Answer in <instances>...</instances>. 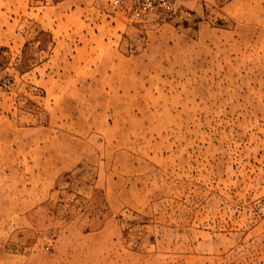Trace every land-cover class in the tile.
<instances>
[{"label":"rangeland","instance_id":"rangeland-1","mask_svg":"<svg viewBox=\"0 0 264 264\" xmlns=\"http://www.w3.org/2000/svg\"><path fill=\"white\" fill-rule=\"evenodd\" d=\"M0 0V264H264V0Z\"/></svg>","mask_w":264,"mask_h":264},{"label":"built area","instance_id":"built-area-1","mask_svg":"<svg viewBox=\"0 0 264 264\" xmlns=\"http://www.w3.org/2000/svg\"><path fill=\"white\" fill-rule=\"evenodd\" d=\"M177 0H109L131 21L168 15L176 10Z\"/></svg>","mask_w":264,"mask_h":264}]
</instances>
